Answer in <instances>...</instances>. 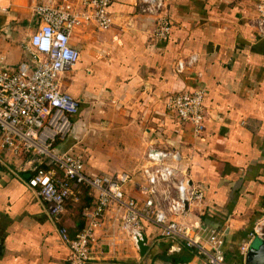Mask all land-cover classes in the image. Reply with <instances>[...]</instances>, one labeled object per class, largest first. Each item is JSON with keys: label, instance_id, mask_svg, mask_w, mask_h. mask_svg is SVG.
I'll return each instance as SVG.
<instances>
[{"label": "crops", "instance_id": "obj_1", "mask_svg": "<svg viewBox=\"0 0 264 264\" xmlns=\"http://www.w3.org/2000/svg\"><path fill=\"white\" fill-rule=\"evenodd\" d=\"M68 1L82 6L81 0ZM166 1V41L153 36V18L140 13L134 0L111 1L110 28L90 25L74 32L80 58L72 76L62 78V89L78 100L79 109L74 130L57 150L83 153L87 174L136 171L150 146L178 151L174 167L203 190L186 219L190 231L204 240L209 229L219 230L225 262L244 264L241 246L254 243L248 232L264 207V35L253 27L257 0ZM14 4L21 5L0 2V27ZM27 41L17 48L0 44L6 66L17 68L27 58ZM193 53L195 64L178 74L177 59ZM195 87L203 89L199 134L165 109L168 94ZM47 162L32 153H0V264H60L67 249L57 228L64 226L74 237L86 224L83 214L95 203L94 191L87 193L83 219L75 189L56 221L26 185L31 167L48 168ZM113 216L107 211L89 264H199L197 251L179 238L163 237L146 221L148 248L141 256Z\"/></svg>", "mask_w": 264, "mask_h": 264}, {"label": "built area", "instance_id": "obj_2", "mask_svg": "<svg viewBox=\"0 0 264 264\" xmlns=\"http://www.w3.org/2000/svg\"><path fill=\"white\" fill-rule=\"evenodd\" d=\"M111 1L81 0L82 6L75 7L63 0L59 5L42 4L34 8L40 22L22 45L27 58L17 68H10L0 56V153H32L48 159V168L31 167L25 182L44 201L47 213L56 221L76 187L94 191L95 203L83 214L86 224L77 235L70 237L64 226L57 228L67 249L66 260L60 264L90 263L91 248L109 210L114 212L113 223L127 233L136 248L143 234L142 222L146 221L158 226L163 237L179 238L185 247L197 251L199 264H227L219 230L209 229L202 240L188 227V214L202 201L203 190L174 167L178 151L150 146L145 163L136 171L87 174L83 153L57 150L58 144L74 130L73 119L79 109L78 100L62 89V78L80 58L72 43L73 33L90 25L101 31L110 28L114 23L109 11ZM134 4L140 13L153 18V36L166 41L171 31L167 1L134 0ZM256 11L253 27L264 35V0H257ZM185 57L189 59L178 58L175 63L178 74H187L198 56L193 53ZM165 109L189 124L194 133L202 131L205 122L202 88L168 94ZM255 238L264 240V207L248 232L249 241ZM248 244L241 246L243 256Z\"/></svg>", "mask_w": 264, "mask_h": 264}, {"label": "rangeland", "instance_id": "obj_3", "mask_svg": "<svg viewBox=\"0 0 264 264\" xmlns=\"http://www.w3.org/2000/svg\"><path fill=\"white\" fill-rule=\"evenodd\" d=\"M13 1L16 3L20 1L21 5L14 4L16 6L9 8L7 14L9 16L5 19V24L0 27V44L9 42L11 45L17 48L22 43V41H25L28 38V35L32 33L38 26L39 19L35 14L34 8L42 4L56 5L57 3H60L61 0H28L27 5L26 0ZM10 12L12 13L11 17ZM74 34L75 33H73L72 40L74 38ZM7 56L15 57V54L9 51ZM72 70L67 72L66 76L67 74L72 76ZM118 147L120 148V146ZM253 240V245L259 242L258 238Z\"/></svg>", "mask_w": 264, "mask_h": 264}, {"label": "water", "instance_id": "obj_4", "mask_svg": "<svg viewBox=\"0 0 264 264\" xmlns=\"http://www.w3.org/2000/svg\"><path fill=\"white\" fill-rule=\"evenodd\" d=\"M138 250L142 256L148 248L146 236L143 233L137 242ZM244 264H264V240H259L255 245H250L244 256Z\"/></svg>", "mask_w": 264, "mask_h": 264}, {"label": "trees", "instance_id": "obj_5", "mask_svg": "<svg viewBox=\"0 0 264 264\" xmlns=\"http://www.w3.org/2000/svg\"><path fill=\"white\" fill-rule=\"evenodd\" d=\"M75 189L78 190L79 200H81V204L79 205V208L77 209L79 212V216L82 217L83 209L90 205V197L87 196L88 188L84 186H78ZM82 196V197H81ZM83 219V217H82Z\"/></svg>", "mask_w": 264, "mask_h": 264}]
</instances>
